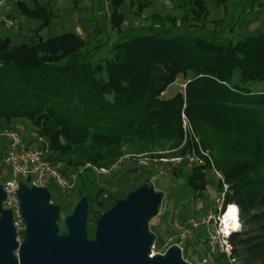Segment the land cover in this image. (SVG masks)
<instances>
[{"label":"trees","instance_id":"16d2710c","mask_svg":"<svg viewBox=\"0 0 264 264\" xmlns=\"http://www.w3.org/2000/svg\"><path fill=\"white\" fill-rule=\"evenodd\" d=\"M122 1L112 4L118 7ZM139 4L140 11L148 6ZM16 6L40 23L35 35L52 25L47 5L30 9L17 1ZM190 11L194 17L185 27L154 14L149 26L132 29L130 38L113 45V57L96 65L92 61L100 48L90 50L76 33L20 44L0 35V129L15 130L16 121H28L33 131L26 133L35 135L23 137L28 146L35 149L42 139L39 148L48 143V160L59 172L69 175L83 168L90 177L95 171L87 164L110 168L125 148L134 154L165 147L172 151L187 139L178 155L194 149L200 156L199 145L185 137L186 114L201 149L212 154L228 186L225 192L218 182L216 189L222 212L231 205L239 208L241 229L229 237L233 257L240 264H264V35L227 38L223 28H205L206 0H190ZM111 18L116 27L125 20L116 9ZM174 84L178 91L169 96ZM255 85L262 88L253 90ZM1 150L4 169L6 149ZM187 163L171 165L170 176L184 178L193 199L207 200L210 165L190 168ZM48 190L56 202L65 194L51 184ZM106 192L97 190L98 195ZM216 200L195 220L219 214ZM90 202L89 219L97 223L107 201ZM175 219L181 220L178 215ZM191 219L184 218L178 235ZM199 230L204 240L193 239L191 245L205 243L210 254L206 228ZM213 255L212 262L227 264L224 256Z\"/></svg>","mask_w":264,"mask_h":264},{"label":"rangeland","instance_id":"374dc122","mask_svg":"<svg viewBox=\"0 0 264 264\" xmlns=\"http://www.w3.org/2000/svg\"><path fill=\"white\" fill-rule=\"evenodd\" d=\"M112 1L21 0L20 2L30 9H33L36 4L47 5L53 12L52 25L38 35H35L34 31L40 23L23 16L21 10L16 6L17 1H9L0 7V35L11 38L15 44H20L37 43L39 37L47 39L65 33H76L84 39L87 48L90 50L100 48L92 61L96 65L101 60L111 59L114 55L113 45L119 40L130 38L132 29L149 26V19L154 14L162 18L169 17L176 21L177 26L181 27L190 25L192 23L191 19L194 17L190 11V0H123L118 7H115ZM140 2L148 3V6L141 11ZM206 2L209 15L204 24L205 28L216 30L223 28V36L227 38H239L252 33L264 35V0H225L221 3L218 0H206ZM115 9L123 14L125 18L124 23L119 27L113 24L111 18ZM185 15L187 16L186 20L184 19ZM7 19L12 20L15 26L7 27L5 25ZM215 21H220V24L217 26ZM166 26L171 27L172 23L167 22ZM180 86L182 88L186 87L182 84ZM260 88H262V85L253 86V90ZM177 91L178 84H174L169 88L168 95L172 96ZM182 120L185 137H189L190 140L199 145L200 156L206 157V163L210 165V168H207V180L209 182L205 193L207 200L202 198L193 199L194 194L184 185V178L175 179L170 176L172 166H177L186 161L189 155H195L194 149L191 153L188 151L184 156L178 155V151L185 147L187 139L178 150L172 151L165 147L155 149L153 152L134 154L131 149L125 148V155L120 158H124V161L118 171L104 177L98 176L94 172L95 175L87 177L84 175V169L80 168L77 173L81 172V177L84 175L83 180H79L74 192L62 194L61 201H54L55 193H51L50 190L41 195L42 201L45 203L41 206V209L46 206L57 208L58 218L53 223L56 228V237L61 238L68 234V221L74 218L79 209L85 208L87 209V219L84 226L86 239L91 244V249H94L98 244L102 222L112 216L120 203L128 202L132 195L136 197L148 188H150V191L146 190L147 194H145L143 201L150 216L147 217L148 215H146L142 220V236L145 240L155 238L157 247L160 248L170 236L178 235L177 233L181 232L180 224L184 221V218L195 220L202 217L206 207L212 205L210 200L215 202L214 200L217 198L216 189L218 184L221 183L216 178L213 170L218 171L222 176L223 174L216 167L212 154L201 149V144L195 137L191 122L184 113L182 114ZM14 125V131L22 137L35 136L26 133V131H33L28 121L19 120ZM2 130L3 128L0 129V133ZM40 143H34L36 148L41 147ZM45 144L48 146V143L45 142ZM2 148L6 149V143L0 138V153H2ZM177 159H181V161L178 162ZM187 164L189 165V163ZM193 166L196 165L188 167ZM8 174L9 169L7 167L3 169L0 166V186H3L8 179ZM24 184L26 183L24 182ZM24 184H22L23 188H26L27 186ZM100 188L106 189L107 192L104 195H98L97 190ZM110 196H113L116 200L111 199ZM90 198L95 199L97 203L107 201V209L102 212L97 223H91L89 219V210L94 207L93 203L90 202ZM216 204H221L219 198L216 200ZM0 208V218L8 217L12 223V214L4 208L3 202H0ZM209 214L213 215L212 212H209ZM177 215L181 219L180 222L175 219ZM193 239L194 241L200 239V242H202L204 231L197 230L195 236L185 244V260L192 264H204L203 259L207 258L208 262L206 264H216L212 262L214 255L208 253L205 243L191 245ZM159 248L158 251L161 249Z\"/></svg>","mask_w":264,"mask_h":264},{"label":"water","instance_id":"95a60500","mask_svg":"<svg viewBox=\"0 0 264 264\" xmlns=\"http://www.w3.org/2000/svg\"><path fill=\"white\" fill-rule=\"evenodd\" d=\"M19 199L27 225L26 239L18 250L15 229L11 220L0 218V264H186L180 251L172 248L165 256L149 260L147 255L155 238L142 236V220L150 214L144 206L146 190L120 203L112 216L101 224L97 247L91 249L84 229L87 209H79L68 221L69 233L56 237L54 221L57 208L46 206L41 195L46 188H23ZM5 199L0 186V202ZM1 212V208H0ZM18 250V256L16 252Z\"/></svg>","mask_w":264,"mask_h":264},{"label":"built area","instance_id":"2783aa9c","mask_svg":"<svg viewBox=\"0 0 264 264\" xmlns=\"http://www.w3.org/2000/svg\"><path fill=\"white\" fill-rule=\"evenodd\" d=\"M9 1L21 0H0V7ZM7 27H14L12 20H5ZM0 138L6 143V155L4 158V166L9 169L8 179L3 184L5 199L3 206L12 214V225L15 229V240L18 243V250L26 239L27 225L23 218L21 204L19 199V191L24 182L28 188H46L49 184L53 185L65 194L72 193L76 190L80 173L63 175L59 172L53 164L48 160L49 148L45 145L44 149H32L28 146L25 139L16 131L10 129H3L0 133ZM42 142V140H41ZM206 157L197 156L196 154L188 156V166L206 165ZM207 159V158H206ZM124 158L118 160L110 168H97L87 165L86 168H92L97 174L102 176L110 175L119 170ZM178 162L181 159H177ZM216 178L224 186V190L228 189L224 177L216 170H213ZM224 196V193L222 194ZM228 206L222 212V204L218 205L219 214H209L203 217L200 221L191 219L186 223V229L177 236L170 237L161 249L158 251L156 239L154 240L148 252V259L153 260L157 256H165L168 251L175 248L180 251L181 258L186 264H192L185 260V244L193 237V233L200 228H206V238L211 254H219L226 258L227 264H240L233 257V247L229 243V237L233 232H228L224 224V217L227 214ZM238 209V218L240 220V212ZM18 250L16 255L18 256ZM208 262L207 258L203 259V263Z\"/></svg>","mask_w":264,"mask_h":264},{"label":"bare ground","instance_id":"6f19581e","mask_svg":"<svg viewBox=\"0 0 264 264\" xmlns=\"http://www.w3.org/2000/svg\"><path fill=\"white\" fill-rule=\"evenodd\" d=\"M224 224L228 232H238L241 229V222L238 218V209L237 206L231 205L227 214L225 215Z\"/></svg>","mask_w":264,"mask_h":264}]
</instances>
